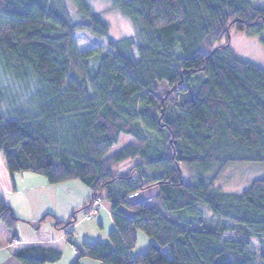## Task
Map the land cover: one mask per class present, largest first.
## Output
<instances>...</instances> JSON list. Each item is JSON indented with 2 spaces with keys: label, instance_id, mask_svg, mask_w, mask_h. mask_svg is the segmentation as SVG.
<instances>
[{
  "label": "trees",
  "instance_id": "1",
  "mask_svg": "<svg viewBox=\"0 0 264 264\" xmlns=\"http://www.w3.org/2000/svg\"><path fill=\"white\" fill-rule=\"evenodd\" d=\"M109 1L132 36L109 38L87 0H0V74L15 88L0 84L7 173L89 188L67 221L40 218L70 243L76 214L97 197L108 204V243L83 242L72 264H262L264 177L240 193L214 187L230 164H264V70L229 48L263 32L260 0ZM121 136L131 142L112 153ZM17 221L0 199V223ZM138 231L152 242L133 257ZM60 257L37 246L15 254L21 264Z\"/></svg>",
  "mask_w": 264,
  "mask_h": 264
},
{
  "label": "crops",
  "instance_id": "2",
  "mask_svg": "<svg viewBox=\"0 0 264 264\" xmlns=\"http://www.w3.org/2000/svg\"><path fill=\"white\" fill-rule=\"evenodd\" d=\"M1 173L0 199L11 207L18 221L14 230L0 223V264H21L15 254L29 246L60 252L59 261L50 264H72L76 257L74 250L80 248L83 242L108 243V234L114 229V224L106 203L90 220L85 217L77 220V214L85 215L87 209L76 214V223L72 226V243L67 240L64 231L55 229L49 221L40 222L45 214H52L57 220L65 222L76 209L86 205L90 190L81 182L72 180L49 184L43 176L31 173H15L11 176H6L3 170ZM139 239L142 238L137 232V244ZM149 243L150 239L147 240ZM131 254L133 257L138 255L133 251ZM79 264L101 263L82 258Z\"/></svg>",
  "mask_w": 264,
  "mask_h": 264
},
{
  "label": "rangeland",
  "instance_id": "3",
  "mask_svg": "<svg viewBox=\"0 0 264 264\" xmlns=\"http://www.w3.org/2000/svg\"><path fill=\"white\" fill-rule=\"evenodd\" d=\"M91 8L98 12L100 18L104 20L109 27L108 36L112 40H121L126 37L132 36L134 34V28L130 20L122 15L117 9L111 8V2L109 0H87ZM69 12L75 16L74 9L70 3L67 4ZM257 6L264 7V0L257 2ZM229 48L240 58L249 61L253 64H256L264 70V30L259 36H245V35H235L231 38L229 43ZM6 77L0 74V84L4 86L8 92L12 94L15 93V88L11 81H8ZM33 91V87H28L27 93L24 91L21 94H25L26 97L29 92ZM25 97V98H26ZM131 142V139L126 136H121L118 145L114 146L112 153L117 152L120 148L124 147ZM135 162V161H134ZM134 162H130L126 165H130ZM1 170L5 172V175L8 176L5 162L2 153L0 152V177ZM215 171L213 168L212 171L208 172L205 175L206 179H209ZM182 177L186 183L193 184L195 182V175L189 172L187 167H182ZM264 177V164L258 163H236L228 165L217 177L214 187L220 189L225 193H240L245 190L251 181ZM158 192L157 187H151L142 192L136 193L134 195L128 196L129 201H142L148 197L154 196ZM105 203V202H104ZM103 203V204H104ZM204 211V215H208L209 211L201 206ZM126 213L129 216H132L133 213L129 210H126ZM84 218V214L78 213L77 220ZM94 221V220H93ZM140 232L142 239H139L137 246L132 250L133 253H143L146 251L147 237L144 233ZM152 242V240H151ZM255 243V242H254ZM143 251V252H142ZM264 253V250L263 252ZM264 264V259L261 260Z\"/></svg>",
  "mask_w": 264,
  "mask_h": 264
},
{
  "label": "built area",
  "instance_id": "4",
  "mask_svg": "<svg viewBox=\"0 0 264 264\" xmlns=\"http://www.w3.org/2000/svg\"><path fill=\"white\" fill-rule=\"evenodd\" d=\"M103 199L101 197H97L92 200L87 208V212L85 213L84 217L86 220H90L93 215L97 214L99 209L103 206ZM74 254H77V251L74 250Z\"/></svg>",
  "mask_w": 264,
  "mask_h": 264
}]
</instances>
